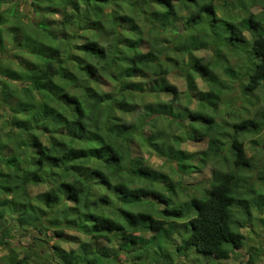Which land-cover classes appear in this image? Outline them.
<instances>
[{
	"label": "trees",
	"instance_id": "1",
	"mask_svg": "<svg viewBox=\"0 0 264 264\" xmlns=\"http://www.w3.org/2000/svg\"><path fill=\"white\" fill-rule=\"evenodd\" d=\"M13 20L33 26L28 38ZM243 47L250 62L245 80L223 53ZM5 59L30 80L19 94L6 83L0 88V249H8L0 264H165L170 254L189 251L223 264L244 246L240 229L251 220L250 202L264 198L263 170L244 184L243 168L253 164L244 139L262 131L264 107L251 115L244 104L227 124L233 170L214 175L185 206L172 205L171 178L134 148L173 163L180 177L217 161L228 133L209 106L231 90L217 70L237 78L249 101L264 91V0H240L221 16L214 0H0V75L10 66ZM172 74L187 82L182 107ZM195 78L209 90L195 87ZM210 136L219 142L209 149L180 146L190 140L205 147ZM12 226L29 242L10 246L5 235ZM68 229L92 242L91 250L64 247ZM164 243L174 245L173 253ZM263 252L249 251L248 263Z\"/></svg>",
	"mask_w": 264,
	"mask_h": 264
},
{
	"label": "rangeland",
	"instance_id": "2",
	"mask_svg": "<svg viewBox=\"0 0 264 264\" xmlns=\"http://www.w3.org/2000/svg\"><path fill=\"white\" fill-rule=\"evenodd\" d=\"M227 0H214V5L217 8V14L221 16L222 14H227L228 13V8L232 7V9H237L240 5V0H228L230 3H226ZM239 1V3H238ZM230 4V6H228ZM14 9V7L12 8ZM260 5H255L252 8V12L254 13L255 17L257 19H260L262 16V11H261ZM17 13V12H16ZM20 15V14H19ZM15 22L14 24L16 25L19 30H22L23 34L26 35L28 38V34H30L33 31V26L31 27H26L24 23H20L19 20H13ZM25 27V28H22ZM244 33L249 37L250 31L245 30ZM24 36L22 35V42L25 41ZM241 49V50H240ZM239 53L236 55V53L233 52H228L227 50L223 51V53L227 57L228 64L230 65V68L234 71L235 76H238V78H241V80L246 79V74L249 71L250 68V62L249 64L246 62V57L249 58V53L246 47L240 48ZM247 52V54H245ZM209 54H213L212 51L208 52ZM198 54H203L205 55V52H198ZM35 56H38V54H32L28 58L31 60L35 59ZM3 62V60L1 61ZM5 62L7 63V66L10 65L9 67H6L4 71L6 72L4 75H0V88L4 87L5 83L7 85V89H18L20 87V83L29 81L30 79L28 76L23 75L20 73L22 69L18 68V65L16 64L15 60L5 59ZM27 70V69H26ZM106 70L100 69L101 73H104ZM28 72V70H27ZM220 79L223 81L222 83H226L227 87H229L231 90H225L223 89L224 94H222V99L219 101L217 104L211 103V106H209V113L212 114L215 119L220 123L221 121L226 123L225 125V131L228 133V136L226 140H222L223 146L222 150L220 152V157L217 158L216 160H208L206 161V166L203 168L196 170L194 173H184L181 177L176 174L171 168V165L173 163H170L169 161L162 160L158 155L154 154L153 152H147V149H135L134 148V153L142 156L143 158L146 159V163L153 168L154 170L162 171L163 174L169 175L171 178L172 185L174 187V193L171 195V202L172 205L180 207L185 206L184 203H186L187 199L191 197L192 195L200 197L204 194V189L209 186V182L211 181V178L214 175H218L219 172H222L223 170H233L234 168V158H235V151L232 148H227V146L230 143V138L233 136V130L232 128L228 125H230L231 121L233 119L238 118V115L240 114V110H242V106L246 104V106L249 108V111L251 112V115H253L257 110H261L264 107V91H255V93L250 94L248 99L244 98V94L242 93L241 87H240V82L238 81L237 78H232L229 79L228 77L225 76L223 71L221 69L217 70ZM13 76H20L21 79H14ZM133 80H141L140 78H136L135 76L132 77ZM169 80L173 82L179 91V96L180 98L183 99L182 103H179V106H183L187 104L186 100V93H187V82L184 76L182 75H177V74H172L169 76ZM143 81V80H142ZM195 83L196 86L200 89L203 90H209L208 84L204 85L202 82H200L199 78H195ZM19 84V85H18ZM225 84V85H226ZM16 93V92H15ZM17 93L19 94L20 91L17 90ZM165 99H169L170 96L168 95H163L162 96ZM147 100H153L152 96H147ZM249 102V105H248ZM195 104L192 103L190 104V108H192ZM1 111V115L3 114V110ZM4 116H2L1 119H3ZM223 130V131H224ZM252 139V140H251ZM253 139H259L261 142L264 141V126L262 128V131L258 133L257 135H252L248 136L247 138L244 139V144H245V152L248 157H250L251 161L253 164L245 166L243 168V174L245 177L244 184H249L257 180V174L258 171L263 170L264 171V146L260 143H254ZM218 143L219 140L217 137L210 136L206 140L205 147H203V143L200 141H190L187 140L185 144L180 145L182 148H186L187 150L191 151H200L202 148H207L209 149V146L213 143ZM253 142V143H252ZM198 160L193 159L192 163L193 164H198ZM260 169V170H259ZM264 173V172H263ZM255 187H257L255 185ZM253 198L255 201H258V203L252 204L253 199L250 202V219L249 224H247L244 228H241L240 230L244 232L245 234V244L242 248L240 249H234L231 253V256L228 260L223 261V264H252L248 263V258H249V251L253 252L255 248L262 247L264 249V198H261L259 196L254 195ZM164 204L162 205V208H164ZM173 218H176L174 216ZM180 218H176L178 221ZM181 222V220H180ZM251 224V225H250ZM254 224V225H252ZM254 226V227H253ZM13 229L10 230L9 233H13L11 237L9 235H5L6 239L9 243L10 246H15L18 244V241L23 242V244H26L29 242V239L27 237H20L19 232L17 233L16 229L12 226ZM67 233L70 235V242L68 243L63 242L61 243L64 247H73V248H79L78 250L84 249V250H91V246L93 245L92 242H90L88 239L79 237L78 232L68 229ZM149 233L146 234V237H148ZM77 237V238H72V237ZM173 238L177 237V232H174L172 234ZM48 239V237H47ZM55 238L48 239V242L50 244L54 243ZM175 243V241H174ZM165 246V251L167 253H173L172 249L174 247L164 243ZM8 245V244H7ZM3 246L0 249V255L5 256L8 253V249ZM116 245L114 247H110L107 253L112 254L113 251L115 250ZM262 249V248H261ZM21 251V250H20ZM129 253V252H128ZM199 258H197L196 255L193 254V252L186 253V256H181V255H173L170 254V258H166L165 264H208L206 262V258L203 256H206L205 253H199ZM21 255V254H19ZM208 256V255H207ZM121 257H124L122 255ZM199 259V262H198ZM160 264H164L163 261H159ZM255 264H264V252L258 256L255 259Z\"/></svg>",
	"mask_w": 264,
	"mask_h": 264
}]
</instances>
